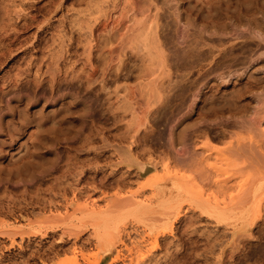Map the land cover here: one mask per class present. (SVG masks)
Returning <instances> with one entry per match:
<instances>
[{"label": "rangeland", "instance_id": "obj_1", "mask_svg": "<svg viewBox=\"0 0 264 264\" xmlns=\"http://www.w3.org/2000/svg\"><path fill=\"white\" fill-rule=\"evenodd\" d=\"M245 1L0 0V264H264V195L257 214L229 206L264 179L260 102L254 130L198 109L206 81L240 88L264 53V0ZM194 41L207 53L188 57ZM232 45L249 50L248 63L203 79L207 47ZM185 84L194 87L181 110ZM236 131L247 144L230 154Z\"/></svg>", "mask_w": 264, "mask_h": 264}, {"label": "bare ground", "instance_id": "obj_2", "mask_svg": "<svg viewBox=\"0 0 264 264\" xmlns=\"http://www.w3.org/2000/svg\"><path fill=\"white\" fill-rule=\"evenodd\" d=\"M247 1V0H246ZM245 1V2H246ZM228 2V1H227ZM244 2V3H245ZM250 2H252L251 0H250ZM226 3V2H225ZM238 3V2H237ZM250 4V3H249ZM213 5V4H212ZM223 5V4H222ZM221 5V6H222ZM238 5V4H237ZM262 5V4H261ZM229 7H230V5H228ZM228 6H226L227 8H228ZM253 6V5H252ZM263 6V5H262ZM261 6V7H262ZM223 7V6H222ZM237 7V6H236ZM235 7V8H236ZM240 7V6H239ZM249 7V6H248ZM255 7V6H254ZM259 7H260V5H259ZM211 8V7H210ZM192 9V8H191ZM263 9V8H262ZM218 10V9H217ZM221 10V9H220ZM225 10H226V8H225ZM227 10H229V8L227 9ZM236 10H237V8H236ZM252 10V9H251ZM251 10H249V11H251ZM258 10V9H257ZM191 11V10H190ZM215 11V10H214ZM222 11V10H221ZM223 11H224V9H223ZM240 11V10H239ZM218 12H219V10H218ZM243 12H245V11H243ZM252 12H254V11H252ZM257 12V11H256ZM196 13V12H195ZM210 13H212V11L210 12ZM224 13H226V12H224ZM251 13V12H250ZM260 13V12H259ZM230 14V13H229ZM233 14H235V13H233ZM256 14V13H255ZM194 15H196V14H194ZM198 15V14H197ZM196 15V16H197ZM257 15V14H256ZM203 16V15H202ZM225 16V15H224ZM264 16V15H263ZM226 17V16H225ZM231 17V16H230ZM259 17H262V16H259ZM199 18V17H198ZM227 18V17H226ZM225 18V19H226ZM255 18H257V17H255ZM262 18H264V17H262ZM200 19V18H199ZM205 19V18H204ZM244 19H246V18H244ZM243 19V20H244ZM251 19V18H250ZM212 20V19H211ZM242 20V21H243ZM263 20V19H262ZM218 21H219V19H218ZM241 21V22H242ZM240 22V21H239ZM238 22V23H239ZM248 22V21H247ZM250 22V21H249ZM256 22V21H255ZM260 22H262L261 20H260ZM208 23V22H207ZM252 23V22H251ZM250 23V24H251ZM259 23V22H258ZM204 24H205V21H204ZM245 24H246V22H245ZM255 24V23H254ZM257 24V23H256ZM256 24H255V26H256ZM244 25V24H243ZM248 25V24H247ZM262 25H264V23H262ZM205 26V25H204ZM223 26V25H222ZM226 26V25H225ZM252 26H253V24H252ZM258 26H259V24H258ZM258 26H256V30H257V28H258ZM260 26H261V24H260ZM206 27H207V25H206ZM247 27V26H246ZM245 27V28H246ZM250 27V26H249ZM264 28V27H263ZM218 29V28H217ZM247 29H249V28H247ZM255 29V28H254ZM261 30H263L264 31V29H262V28H260ZM259 29V31L260 32H262L261 30ZM216 32L218 31V30H215ZM248 31H250V30H248ZM226 32V31H225ZM243 32V31H242ZM241 32V34L243 35L242 36V39H243V37H244V33L246 32H244V33H242ZM258 33V31H257V33H256V35H251L250 33H249V35L250 36H247L248 38H250V39H254L256 36H259V34H261V33ZM198 33H200L201 35L200 36H202V34L203 33H201V32H198ZM197 33V34H198ZM213 33V32H212ZM222 33V32H221ZM227 33V32H226ZM253 33H254V31H253ZM264 33V32H263ZM175 34V33H174ZM193 34V33H192ZM196 34V33H195ZM223 34H225V33H223ZM229 34V33H228ZM246 34V33H245ZM258 34V35H257ZM205 35V34H204ZM215 35V34H214ZM213 35V36H214ZM232 35V34H231ZM247 35V34H246ZM246 35H245V37L244 38H246L245 40L246 41H248L249 42V45H247V47H248V49L250 48L251 49V51L253 52L254 51V49L252 50V46H250V45H252L251 44V41H249L248 40V38L246 37ZM177 36V35H176ZM194 36V35H193ZM196 36V35H195ZM200 36L199 37H197L196 39H195V41L196 42H198L197 41V39L199 38V39H203L202 37L200 38ZM217 36V35H216ZM230 36V35H229ZM233 36V35H232ZM261 36V35H260ZM263 36V35H262ZM261 36V37H262ZM173 37H174V39H175V36L173 35ZM219 37V36H218ZM235 37H238V36H235ZM264 37V36H263ZM204 38H208V37H206V35H205V37ZM229 38V37H228ZM173 39V40H174ZM211 39H212V37H211ZM218 39V38H217ZM225 39V38H224ZM227 39V38H226ZM225 39V40H226ZM235 39V38H234ZM236 39H241V38H236ZM257 39V38H256ZM208 40V39H207ZM207 40H205V43L207 42ZM215 40V38L213 39V41ZM229 41H230V39H228ZM258 40V39H257ZM167 41H169L170 42V40H168L167 39ZM192 41H193V39H192ZM195 41H194V44H187L188 46H190V48L188 49H186L187 50V54H188V57L189 56H194L195 58L197 57L198 58V56L200 55V57L203 55V53H207V52H200V53H202V54H199L198 53V49L197 48H199V47H201V46H206V44L207 43H209V41L204 45H202V42L204 43V41H202V42H199V44H201V46L199 45V47H197V45H198V43H195ZM201 41V40H200ZM211 41V40H210ZM220 42H221V40H219ZM218 40H217V44L216 45H221L220 43L218 44V42H219ZM171 42H172V40H171ZM243 42V41H242ZM255 43H258L259 42V40L258 41H254ZM190 43H192V42H190ZM210 43H212V41L210 42ZM215 43H216V40H215ZM215 43H212V44H215ZM222 43H223V41H222ZM231 43V42H230ZM233 44H234V42H232ZM236 43V42H235ZM238 43V42H237ZM245 43V42H244ZM255 43H254V45H255ZM241 44V43H240ZM261 43L259 42V44L257 45L256 44V47H254V45H253V47L254 48H258V47H260L261 45H260ZM210 45V44H209ZM215 45V46H216ZM260 45V46H259ZM264 45V44H263ZM262 45V46H263ZM208 46V45H207ZM231 46V45H230ZM235 46V48H237L238 46L237 45H234ZM237 46V47H236ZM258 46V47H257ZM261 46V47H262ZM202 47V48H203ZM212 47H214V45L212 46ZM223 47V46H222ZM202 48H199L200 50L202 49ZM235 48H233V45H232V48L230 47L229 49H228V47H227V49L226 50H222V51H220V48H218V50H219V52L217 53V51H216V53L211 49V48H208L207 47V49H208V52H209V54H204V57L206 58L207 57V55H209V56H212L213 57V60H214V63H213V65L211 64V66H209L208 64V66H209V68H205L204 69V71L202 72V78L204 79V78H207V77H209L213 72H215L216 70H218V69H222V67H226V68H228L229 70H230V68L232 67V68H235V65H237L238 66V64H244V65H246L245 63H248V61H246V59L247 58H245V56L244 57H242L241 58V53L242 54H245V53H247L248 54V51L250 50H248V51H246L245 52V50H246V47L244 48V50L242 49V48H240V49H242L241 50V52L240 53H237L238 52V50L237 49H235ZM174 50H175V48H173ZM214 49V48H213ZM234 49H235V51L237 50V52L235 53V51H234ZM238 49H239V47H238ZM173 50V51H174ZM176 54H177V52H180V51H182V50H178L177 49V47H176ZM204 50V49H203ZM202 50V51H203ZM257 50V49H256ZM173 51H171V52H173ZM258 51V50H257ZM264 51V50H263ZM186 52V51H185ZM185 52H182V53H185ZM245 52V53H244ZM255 52V51H254ZM253 52V53H254ZM175 52H173V54H174ZM261 53H263L262 52V50H261V52H259V56L258 55H255V56H252V58L251 59H249V60H251V61H249L250 63L249 64H247L246 65V68L243 66L242 68H245L246 70L245 71H243L244 73H246V76H245V78L247 77V80L246 81H244L243 80V76H242V78L241 79H239L240 81L239 82H241L240 84V88H236L235 86L236 85H233V89H229L230 88V86L233 84L232 82H226L225 81V83H221V82H216L215 84L213 83V84H210V81L208 80V81H206L205 82V87H206V89L204 90L203 89V91L202 92H200L201 93V96H200V99H199V102H200V107H199V104L197 103L196 104V106H197V108L200 110L199 112H201L202 113V116L204 115L205 117H207L206 119H207V121H212V120H216V119H218V118H220V117H223L224 115H227V114H230V115H227L229 118H234V117H236L237 115H239V116H241L242 117V119H241V117L239 118V116H237V118H239L240 119V123H239V119L237 120V118H236V122H234L232 119H229V120H227V124L226 125H235L236 127L238 126V127H240V129H246V130H251V129H255V122H254V118H258L259 120V123L260 124H262L263 122H264V64H260V66H257V67H255L254 68V66L255 65H257L258 64V62H259V58H260V54ZM172 54V53H171ZM246 54V55H247ZM254 54H257V53H254ZM264 54V53H263ZM179 55V54H178ZM178 55H175V56H178ZM180 55H182V54H180ZM261 56H262V54H261ZM181 56H179V60H181V58H180ZM248 57H249V55H248ZM253 57H256V58H253ZM177 58V57H176ZM187 58V57H186ZM185 58V60H186V63L189 61L188 59H190L191 60V58H188V59H186ZM193 58V57H192ZM204 58V59H205ZM208 59H209V57H207ZM250 58V57H249ZM202 59L203 58H200V60H201V62H202ZM177 61H178V59H176ZM183 60V59H182ZM199 60V59H198ZM206 60V59H205ZM204 60V61H205ZM207 61V60H206ZM192 62V61H191ZM200 62V61H199ZM198 62V63H199ZM208 62H209V60H208ZM213 61H211L210 63H212ZM264 62V61H263ZM193 63V62H192ZM209 63V64H210ZM262 63V62H261ZM188 64V63H187ZM186 64V65H187ZM192 65V64H191ZM194 66H195V64H193ZM262 65V66H261ZM190 66V65H189ZM234 66V67H233ZM190 67H192V66H190ZM189 67V68H190ZM230 67V68H229ZM250 67V68H249ZM225 68V69H226ZM237 68V67H236ZM241 68V67H240ZM253 68V70L251 71V69ZM228 70V71H229ZM234 70V69H233ZM236 70V69H235ZM244 70V69H243ZM200 71H202V70H200ZM231 72V75L233 74L232 73V70H230ZM242 72V73H243ZM237 74V73H236ZM235 74V75H236ZM239 74V73H238ZM234 76V75H233ZM239 76H240V74H239ZM240 76V77H241ZM239 78V77H238ZM226 80V79H225ZM227 80H229V79H227ZM224 80H222V82H223ZM194 84V83H193ZM194 87V85H188V84H185L184 86H183V88H182V90H181V103H180V105H181V110L183 109V108H185L187 105H188V101H189V97H190V94H189V92L191 91V89ZM181 89V88H180ZM259 91V92H258ZM169 97V96H168ZM170 98V97H169ZM163 100V99H162ZM172 100V99H171ZM259 101L260 102V104L258 103L256 106L258 107H256L254 110H255V115H257V117L255 116L254 118H252V117H250L251 116V107L253 106V101ZM159 101H160V99H159ZM163 101H166V100H163ZM169 101V100H168ZM167 102V101H166ZM169 103H171V101L169 102ZM175 103V102H174ZM173 106V105H172ZM179 108V109H180ZM178 109V110H179ZM158 110V109H157ZM172 110V109H171ZM171 110H170V112H171ZM192 111V110H191ZM156 113V112H155ZM163 113V112H162ZM166 113H168V112H166ZM173 113V112H172ZM160 114V113H159ZM183 114H184V120H187L188 118H190V112H189V109L187 108L184 112H183ZM243 117H244V119H243ZM235 120V119H234ZM226 123V122H225ZM239 123V124H238ZM195 124H197V121H195L194 123H192V124H189V123H186L185 124V126H184V128H183V131H184V134H185V136H186V143H187V145L188 144H190V142H191V138H192V135H193V133H194V128H193V126L195 125ZM234 126V127H235ZM257 130V129H256ZM193 132V133H192ZM205 132V131H204ZM227 132V131H226ZM237 132V131H236ZM235 132V133H236ZM238 132H240V131H238ZM237 132V133H238ZM206 133V132H205ZM201 134V133H200ZM204 134V133H203ZM227 134V133H226ZM235 134H233L232 136H234ZM224 137V136H223ZM226 137V136H225ZM235 137V136H234ZM231 138H233V137H231ZM253 135H250V136H248L247 137V139H249L248 141H250V143L252 144L253 142H251V141H255V137L253 138ZM246 137H241L240 135H239V133L238 134H236V141L235 142H232L231 144H229L228 146H227V150H225L227 153H230V154H233V153H237L238 151L237 150H239V152L238 153H242L241 152V150L243 149V147H244V145L245 144H247V142H246ZM252 139V140H251ZM222 140V139H221ZM229 140H231V139H229ZM204 147H205V152H207V154H209V155H211V154H213L214 152H216L217 154L218 153H220L219 152V150L217 149V147L216 146H214V145H204ZM203 147V148H204ZM261 147H263V146H261ZM260 147V148H261ZM203 153H204V150L202 151ZM200 153V152H199ZM237 153V154H238ZM191 155V154H190ZM192 156V155H191ZM190 158V157H189ZM194 158V157H193ZM208 158V157H207ZM207 158H206V161H207ZM205 162V161H204ZM204 162H200V163H204ZM201 165V164H200ZM257 168V167H256ZM258 169V168H257ZM256 173H257V175H258V171H256ZM255 173V174H256ZM255 176L256 175H254V178H255ZM258 177V176H257ZM251 180H250V182L248 183V185H247V187H245L244 189H242V190H240V192H241V195H238L237 193H236V196H237V198L236 199H239V197H240V199L239 200H234V202H233V204H231V205H229V206H231V208L233 207V208H236V209H241V208H244V207H248L249 205H251V206H253V207H256L257 209L258 208H260V205H261V203H260V199L263 197V195H264V179L263 178H261L260 179V182L259 181H257L258 182V184L256 185L255 183V185L252 183V182H254V180L255 179H252V178H250ZM252 181V182H251ZM248 182V181H247ZM215 183H217V187H218V189L219 190H224L225 189V185H223L220 181H218V180H216L215 181ZM165 184H167V183H165ZM168 185V184H167ZM197 186H195V185H191V187H190V189H191V192L193 191L194 192V194L196 193V194H199L200 193V190L199 189H197L196 188ZM243 187V186H242ZM226 188H229V187H226ZM168 190V189H167ZM218 190V191H219ZM238 191V190H237ZM199 192V193H198ZM221 192V191H220ZM239 192V191H238ZM216 193V192H215ZM166 194H168V193H166ZM218 194V193H217ZM164 195V194H163ZM168 196H169V194L168 195H166V197L165 196H163V201L161 200V205H163V203H166V206H168L169 205V199H168ZM171 196V195H170ZM239 196V197H238ZM230 198H232V196L230 197ZM170 199H171V197H170ZM206 199H204V201H205ZM208 201V200H207ZM206 201V202H207ZM228 201H230V200H228ZM232 201V200H231ZM205 202V206H207V208H212V209H217V212H219L220 210H222L223 209V207L225 206V208L227 207V208H230L229 206H228V204H225L224 202L221 204V202H220V205H223L222 206V208H220L221 206H219L218 207V201L217 202H214V203H212L211 201H209V202H211L212 204H215V203H217L216 205H212V204H207ZM208 202V203H209ZM248 202H250V204L248 203ZM158 203H160V202H158ZM227 203H229V202H227ZM231 203V202H230ZM248 203V205H246ZM159 205V204H158ZM246 205V206H245ZM156 206V205H155ZM251 206H250V208H251ZM149 207H151V206H149ZM252 207V208H253ZM224 208V209H225ZM147 209V208H146ZM149 209V208H148ZM164 209H167V208H164ZM171 209V208H170ZM219 210V211H218ZM225 210H228V209H225ZM246 210V209H245ZM259 210L260 209H258V211L257 212H255L256 214L257 213H259ZM229 211V210H228ZM237 211V210H236ZM94 212V211H93ZM165 212V211H164ZM169 212H170V210H169ZM222 212H224L225 213V211L223 210ZM232 212V211H231ZM230 211H229V213H231ZM233 212H235V211H233ZM166 213V212H165ZM220 213V212H219ZM236 213H239V212H236ZM241 213H244V211L242 212L241 211ZM222 214V213H221ZM167 215V214H166ZM165 215V216H166ZM255 215V214H254ZM257 216V215H256ZM259 216H262L261 215V212H260V215ZM162 217V216H161ZM164 217V216H163ZM168 218V217H167ZM165 220H167V219H165ZM252 233V232H251ZM157 243V242H156ZM155 244V243H154ZM155 246V245H154Z\"/></svg>", "mask_w": 264, "mask_h": 264}]
</instances>
